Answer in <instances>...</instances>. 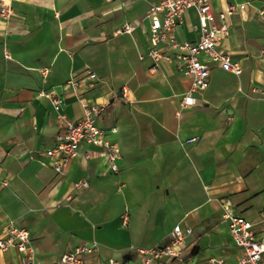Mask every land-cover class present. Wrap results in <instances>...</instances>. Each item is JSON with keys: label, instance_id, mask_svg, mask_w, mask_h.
I'll list each match as a JSON object with an SVG mask.
<instances>
[{"label": "crops", "instance_id": "0c3cea01", "mask_svg": "<svg viewBox=\"0 0 264 264\" xmlns=\"http://www.w3.org/2000/svg\"><path fill=\"white\" fill-rule=\"evenodd\" d=\"M0 1L14 9L0 17V236L11 221L27 230L35 264H60L93 242L99 251L85 264H144L140 251L168 243L181 225L193 230L189 257L166 264H238L224 209L253 223L264 217V0L213 1L217 13L248 3L222 44L243 72L203 57L210 86L185 108L190 78L148 56V13L163 0ZM197 22L187 11L173 35L196 42ZM124 25L135 31L116 34ZM52 97L73 122L82 100L107 105L98 125L121 149L118 174L91 146L83 148L91 160L79 156L63 175L44 165L65 129ZM84 178L89 188L76 191ZM21 259L15 249L0 254V264Z\"/></svg>", "mask_w": 264, "mask_h": 264}, {"label": "built area", "instance_id": "2783aa9c", "mask_svg": "<svg viewBox=\"0 0 264 264\" xmlns=\"http://www.w3.org/2000/svg\"><path fill=\"white\" fill-rule=\"evenodd\" d=\"M213 1L218 0H163L160 4L150 8L148 17L151 19V49L148 56L151 57L156 67L162 61L174 64L177 71L191 80L190 90L183 96L182 106L188 107L196 104L195 93L205 91L211 82V71L203 61L207 57L226 72L240 76L243 68L240 63L234 62L231 56L222 49V44L231 33L233 18L248 3L228 5L224 12L217 13L213 7ZM196 10L198 22L195 30L199 33L196 42L178 40L174 31L183 24L184 15L189 10ZM14 9L11 4L0 1V17L11 18ZM135 28L124 25L116 31V34H132ZM90 80L95 82L96 75L90 74ZM73 88H77L75 81L70 82ZM91 86H93L91 84ZM125 92V91H124ZM51 102L58 119L64 124L65 129L55 138V146L46 151L48 159L44 165L49 166L57 175H63L69 164L83 156L85 161L91 160V155L83 151L86 146L101 149V157L113 174L120 172L119 162L122 159L121 149L114 140L110 139L107 132L98 125L101 116L106 112L107 105L92 104L82 100L84 110L83 117L73 122L61 114L64 101L61 98H51ZM117 133V129L112 130ZM199 141V138H191L186 144ZM5 186H8L5 183ZM90 182L84 178L75 182L74 189L81 191L89 188ZM223 220L229 223L234 245L241 249L242 256L238 264H264V217L258 223H253L242 216L235 215L228 207L224 209ZM124 220L128 214H124ZM191 228H183L177 225L169 235V242L151 248L141 250L145 256L144 264H166L172 260L183 261L189 257L187 239L191 236ZM99 244L93 242L66 253L60 264H85L84 257L99 251ZM11 249L17 250L21 255L22 264H35L36 252L32 245L30 233L19 228L14 222H9L2 236H0V254ZM108 264H122L111 260ZM210 264H227L223 259H212Z\"/></svg>", "mask_w": 264, "mask_h": 264}]
</instances>
